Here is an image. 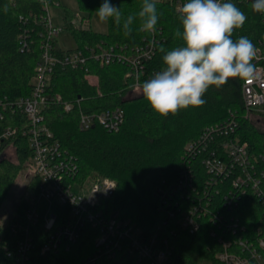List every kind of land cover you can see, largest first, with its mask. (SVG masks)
I'll return each mask as SVG.
<instances>
[{"label":"built area","instance_id":"obj_1","mask_svg":"<svg viewBox=\"0 0 264 264\" xmlns=\"http://www.w3.org/2000/svg\"><path fill=\"white\" fill-rule=\"evenodd\" d=\"M41 1L44 13L37 31L41 56L31 80V94L18 99L0 98V120L16 122L0 128V155L16 158L13 153L16 156L18 135L31 150L23 168L24 199L28 201L22 223L24 235L17 243L14 263L31 264L30 229L43 221L45 229L50 231L41 248L43 254L69 245L87 226L97 231L94 253L81 264H97L123 253L132 256L136 264H179L177 249L170 240V236L177 234V228L170 227L171 224L190 234L208 228L218 246L214 254L216 264H264V143L256 150L241 130L242 119L255 124L263 122L264 36L253 43L256 78L251 82L241 79L244 112L230 111L226 119L206 126L188 143L177 182L157 190L159 210L167 221L166 230L145 236L136 223L108 212L106 202L116 192L115 179L102 176L90 181L79 177L77 156L54 137L44 110L53 103L61 104L67 112L78 106L81 130L99 124L107 131L118 132L125 121L124 109L94 112L80 109L82 97L72 101L51 92V75L58 65L81 69L86 72L88 82L97 85V76L90 72V62L101 65L123 62L130 68L126 77L133 78L138 85L145 63L156 53L159 31L148 32L141 44L132 47L107 45L102 41L64 49L57 43L60 29L53 24L50 14V8L59 5V0ZM170 1L175 2L179 12L186 2ZM85 19L80 20L88 27L89 20L86 23ZM21 44L23 50L29 47L26 35H22ZM194 164L204 171L200 182ZM55 204L69 209L57 213L53 209ZM248 204H252L256 213L252 226L241 218V211Z\"/></svg>","mask_w":264,"mask_h":264},{"label":"trees","instance_id":"obj_2","mask_svg":"<svg viewBox=\"0 0 264 264\" xmlns=\"http://www.w3.org/2000/svg\"><path fill=\"white\" fill-rule=\"evenodd\" d=\"M49 1L53 3L58 0ZM76 1L78 7L90 16L103 2ZM111 2L120 8L124 17L135 16L142 4V0ZM155 2L158 12L162 13L156 25L160 42L154 57L145 63L140 83L161 68V46L171 50L181 43L179 39L174 38L175 29L180 28L182 31L180 12L175 2ZM232 2L247 16L243 27L234 31L233 39L247 36L255 43L264 36V15L252 10L251 1ZM43 13L41 0H0V98L18 99L31 94V80L41 56L37 31L41 27L39 18ZM74 17L72 9L66 8L65 28L73 32L79 47L96 45L102 41L107 45L132 47L141 44L148 34L139 30L138 19L134 20L131 26V35L125 36L122 25L118 27L112 19L108 20V30L99 32L91 27L90 22L88 27L83 26L82 20L81 23H76ZM22 35L27 36L29 43V47L24 50L21 44ZM89 67L90 72L98 78L97 85L88 82L84 70L58 65L51 75V92L60 93L65 99L72 101L82 97L80 109L87 112L121 107L125 111V121L121 129L118 132H110L97 124L94 128L81 130L79 107L76 106L73 111L67 112L59 103H53L44 110L46 123L62 147L77 156L81 179L91 181L107 176L116 180V192L106 202L108 212L136 223L145 236L160 229L166 230L164 223L167 221L159 210L157 190L177 182L188 143L196 139L206 126L223 121L230 111H237L239 114L244 112L241 102V79L232 78L219 88L210 87L203 97L206 103L201 107H190L180 110L176 115L162 117L152 111L142 96L137 95L135 80L126 77L130 70L127 63L101 65L92 61ZM10 123L16 122L11 119L0 120V128ZM262 123L264 125V117ZM241 130L256 150L262 148L264 128L249 119H242ZM15 147V159L0 155V210L18 174L24 168L25 160L31 154L27 141L20 135L15 139ZM194 165L197 181L200 182L204 171L200 165ZM27 203L24 198L21 199L0 229V264H15L17 243L24 235L22 223ZM43 205L47 204L43 202ZM53 209L60 213L69 208L55 204ZM255 214L252 204H248L241 211V218L252 226ZM170 227L177 228V234L170 236V240L177 249L179 264H216L214 254L218 246L208 228L190 234L175 225L171 224ZM30 230L33 241L31 264H81L94 253L97 231L91 226L83 228L79 238L69 245L65 244L59 250L48 254H43L41 250L50 233L45 229L44 222L32 226ZM97 264L136 262L132 256L123 253Z\"/></svg>","mask_w":264,"mask_h":264},{"label":"clouds","instance_id":"obj_3","mask_svg":"<svg viewBox=\"0 0 264 264\" xmlns=\"http://www.w3.org/2000/svg\"><path fill=\"white\" fill-rule=\"evenodd\" d=\"M251 8L264 13V0H252ZM96 15L100 22L112 19L118 27L122 25L128 36L137 19L140 31L155 32L162 13L155 0H142L135 16L124 17L111 0H103ZM246 19L232 0H186L179 14L182 31H174V38L181 43L171 50L160 47L162 66L137 85V95L148 102L154 113L167 117L203 106L210 87L219 88L232 78L251 82L256 78L252 63L255 45L247 36L233 39L234 31L241 29Z\"/></svg>","mask_w":264,"mask_h":264},{"label":"rangeland","instance_id":"obj_4","mask_svg":"<svg viewBox=\"0 0 264 264\" xmlns=\"http://www.w3.org/2000/svg\"><path fill=\"white\" fill-rule=\"evenodd\" d=\"M66 8L72 9V11L75 14V17L73 19L76 23L80 22V19L84 17L86 18L85 19L86 23L89 20L90 25L94 30L99 32H106L108 30V22L106 23L100 22L96 15V11H94L90 16L88 12H85L78 7V3L76 0H59V5H55L50 8V14L53 24L58 29H60V32L57 36V43L60 47L64 49H73L78 46L77 41L73 35V32L65 28L64 18L66 15ZM81 22L85 23L83 21ZM256 124H258L259 127L264 128L263 123L261 124L256 123ZM13 155L14 157H16L15 153H13ZM23 174L24 173L22 169V171H20V173L18 174L11 191L9 192L6 202L4 203L2 209L0 210V229L3 228V223L6 222L5 219L9 217L10 213L14 211V209L20 203L21 199L24 198L25 180ZM88 186H90V184H88ZM75 190H78V188L76 187ZM1 234L2 233H0V238L2 237ZM202 264H206V263L204 262Z\"/></svg>","mask_w":264,"mask_h":264},{"label":"water","instance_id":"obj_5","mask_svg":"<svg viewBox=\"0 0 264 264\" xmlns=\"http://www.w3.org/2000/svg\"><path fill=\"white\" fill-rule=\"evenodd\" d=\"M248 1H251L252 2V0H248Z\"/></svg>","mask_w":264,"mask_h":264}]
</instances>
